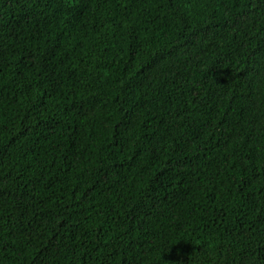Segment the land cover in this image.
<instances>
[{
  "label": "trees",
  "instance_id": "16d2710c",
  "mask_svg": "<svg viewBox=\"0 0 264 264\" xmlns=\"http://www.w3.org/2000/svg\"><path fill=\"white\" fill-rule=\"evenodd\" d=\"M0 264H264V0H0Z\"/></svg>",
  "mask_w": 264,
  "mask_h": 264
}]
</instances>
